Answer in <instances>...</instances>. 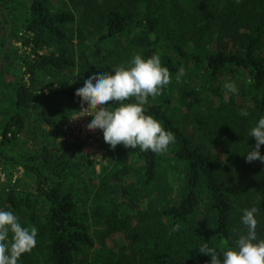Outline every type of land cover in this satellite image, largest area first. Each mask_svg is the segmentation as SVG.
<instances>
[{"label": "trees", "instance_id": "16d2710c", "mask_svg": "<svg viewBox=\"0 0 264 264\" xmlns=\"http://www.w3.org/2000/svg\"><path fill=\"white\" fill-rule=\"evenodd\" d=\"M69 1L72 7L60 8L59 0H0V166L21 176L0 192V208L37 228L36 246L19 264H209L198 246L205 240L219 250L230 246L241 209L251 206L260 209L257 232L264 236V164L243 154L255 145L248 130L264 115V0L194 2L186 10L199 12L187 18L182 0ZM168 4L184 20L173 23ZM13 40L20 46L11 48ZM106 41L160 56L172 80L145 110L175 142L164 154L122 146L98 179L79 160L80 145L56 140L81 105L80 87L45 80L75 71L86 79L98 68L92 50ZM181 69L186 74L177 82ZM5 71L15 77L9 88ZM230 86L238 92L227 99ZM176 92L183 101L205 93L207 116L197 111L180 121ZM56 99L67 107L61 114ZM39 125L53 140L15 149L22 133ZM213 141L226 162L213 153ZM23 179L32 187L22 188ZM82 194H93L89 210ZM91 219L100 225L97 235ZM115 235L121 247L109 245Z\"/></svg>", "mask_w": 264, "mask_h": 264}, {"label": "clouds", "instance_id": "9594fccd", "mask_svg": "<svg viewBox=\"0 0 264 264\" xmlns=\"http://www.w3.org/2000/svg\"><path fill=\"white\" fill-rule=\"evenodd\" d=\"M185 74L183 69L178 70L176 81L180 82ZM24 80L27 84L28 76ZM171 80L158 54L145 56L136 52L126 62L111 66V71L96 68L75 95L80 97L81 104L87 103V108L93 110L87 114L92 117L87 127L101 130L105 143L113 149L122 144L133 150L164 154L175 142V136L147 114L145 106L150 98L161 95ZM230 91L237 93L238 89L230 86ZM109 101L114 103L108 105ZM239 115L248 117L249 112L241 109ZM248 136L255 139V145L243 153L246 162L264 164V154L260 151L264 145V115L253 123ZM259 211L256 206L241 209L239 223L232 229L230 246L219 250L205 240L198 251L210 257L209 264H264V236L257 232ZM36 237L35 226L22 225L13 211L0 208V264H19L22 254L36 246Z\"/></svg>", "mask_w": 264, "mask_h": 264}, {"label": "rangeland", "instance_id": "374dc122", "mask_svg": "<svg viewBox=\"0 0 264 264\" xmlns=\"http://www.w3.org/2000/svg\"><path fill=\"white\" fill-rule=\"evenodd\" d=\"M218 0H210V2H215ZM194 2H197L199 4L204 3L203 0H182L179 3L183 4V9L184 11H181L182 13H185L187 18V13L191 12V10H186V8H191L192 4ZM71 6L72 4L70 3L69 0H59L57 2L56 6L57 7H65V5ZM165 12L166 14H169L171 16V20L173 23L181 22L184 19H181L178 14H175V9L173 5H165ZM199 12V9L196 8V12ZM194 16H196L195 13L191 12ZM79 16V14H77ZM184 17V16H183ZM182 17V18H183ZM74 29H76V26H74ZM75 39L74 42L75 44L78 43L77 40V33H75ZM94 36V35H93ZM91 38V37H90ZM89 38V39H90ZM87 41V43L90 45V47L93 44V37ZM10 46L13 48V46H20V44L16 41H10ZM84 49V48H83ZM92 52L95 55V52L98 53V57H96L94 60L96 62L99 60L97 64V67H105L111 65L113 62H115L117 65L120 64V61L123 63L126 62L134 53L136 52H141V50H137L136 48H121V46H115V43L111 41H106L101 43L100 45V50L97 48L92 50ZM142 53V52H141ZM93 60V61H94ZM4 77L6 80L7 88H9L13 81L15 80V77L11 72L5 71L4 72ZM84 76L81 75L78 71H75L74 74H65V75H58L56 77L51 76V78H47L45 81L46 83L53 82L55 86L57 85V80H62L65 82H69L72 84H75L79 87L83 86L84 81L82 80ZM85 79V78H83ZM225 82L227 79H223ZM241 81V79H240ZM242 82V81H241ZM227 83V82H226ZM240 84V83H238ZM232 92L226 90L224 95L227 98V96H230ZM175 97V107L177 108V111L175 110L174 113L178 117V119L183 120L184 114L190 113L192 116L194 113L197 111L202 112L201 114H204V117L207 116L209 110L208 106L209 104L205 99H203L205 93L202 94H194L190 95L188 99L186 100H179V95L177 92L174 94ZM228 99V98H227ZM55 109H60L59 114H61L65 108V103L61 99H56L55 102ZM88 104L84 103L81 104L78 108L73 110L72 116L69 119V122L64 130V134L59 136L56 140L58 144H63L65 145H73L77 144L81 146V151H78L76 149L77 156L84 159L85 164L87 169H91L95 171L96 176L98 179H101L105 174L108 173V170L111 169L112 164L114 165L116 160L119 158V153L121 152L122 144H118L114 149L110 147L109 144L105 143L103 139V133L101 130L96 129V130H90L87 127L88 121L92 118L91 115H87L89 112L93 111L90 108H87ZM13 114V113H11ZM12 115L7 119V121L11 118ZM186 118V117H185ZM192 118V117H191ZM180 120V121H181ZM6 121V122H7ZM193 121H195L193 119ZM40 127L34 128V130H29L26 133H22V139L19 142V145L15 149L20 150V151H26L27 148L34 149L35 148V143L36 141L38 142H47V140H53V136L49 137L46 135L47 133V126L45 125H39ZM212 145L214 144V147L212 148V151L214 154L218 156V158L226 162V151L223 149V146L219 141H213L211 143ZM81 152V153H80ZM81 156H80V155ZM88 163H87V161ZM19 172L12 171L8 169L5 166H0V192H3L2 190H5V188L9 187L12 183H14L18 178H20ZM21 187L25 188L32 187V182L29 179H23L21 183ZM83 195V194H82ZM85 195V194H84ZM82 196L81 199H84V201L87 202V208L89 210L90 206L93 204L94 205V199L91 198L93 194L90 196L85 195ZM91 210V209H90ZM91 224V232L92 235H97L98 230H100L99 226L94 224L93 220L91 219L90 221ZM109 245L113 248L115 247H121L123 242V239L121 238L120 235H115L111 238H108Z\"/></svg>", "mask_w": 264, "mask_h": 264}]
</instances>
